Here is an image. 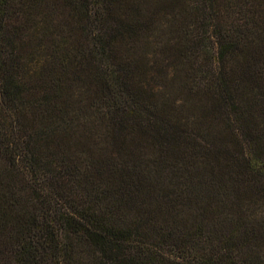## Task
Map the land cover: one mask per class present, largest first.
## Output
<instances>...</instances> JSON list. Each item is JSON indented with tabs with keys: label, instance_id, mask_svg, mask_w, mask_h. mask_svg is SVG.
<instances>
[{
	"label": "trees",
	"instance_id": "obj_1",
	"mask_svg": "<svg viewBox=\"0 0 264 264\" xmlns=\"http://www.w3.org/2000/svg\"><path fill=\"white\" fill-rule=\"evenodd\" d=\"M0 264H264V0H0Z\"/></svg>",
	"mask_w": 264,
	"mask_h": 264
},
{
	"label": "rangeland",
	"instance_id": "obj_2",
	"mask_svg": "<svg viewBox=\"0 0 264 264\" xmlns=\"http://www.w3.org/2000/svg\"><path fill=\"white\" fill-rule=\"evenodd\" d=\"M161 40H163V38H161ZM195 45H196V46H193V47L191 48V51H192V52H195V53H198V54L200 55V48L202 47V45H199V44L197 45V43H195ZM207 45L210 46L209 43H208ZM152 49H153L152 46L147 47L145 53H146V54H151ZM154 84H156V81H155Z\"/></svg>",
	"mask_w": 264,
	"mask_h": 264
}]
</instances>
